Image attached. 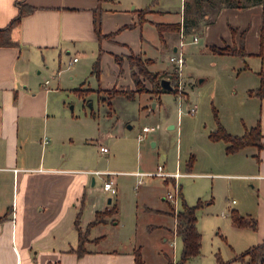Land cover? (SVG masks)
I'll return each instance as SVG.
<instances>
[{
    "label": "crops",
    "instance_id": "1",
    "mask_svg": "<svg viewBox=\"0 0 264 264\" xmlns=\"http://www.w3.org/2000/svg\"><path fill=\"white\" fill-rule=\"evenodd\" d=\"M16 1L21 0H0V27H6L17 15ZM212 1L213 4H205L203 16H198L193 0H180L179 17L172 21L169 9L162 4L164 0H24L34 11L12 27L10 35L17 45L0 47V217H3L0 219V264H136L138 253L143 264H173L175 247L171 242L180 237L176 230L177 216L172 214L171 204L165 198L173 179L159 177L155 182L150 178L153 176L147 175L159 165L167 173L179 171L182 174L178 179L179 206L182 199L187 204L181 178L202 174L208 178L214 175L211 179L233 176L248 183L245 188L234 186L237 200L227 202L222 217L228 222L219 229L224 240L213 254V263L208 264H217L215 257L223 262L244 264L239 259L241 254L253 246L264 245V98L250 95L260 85L258 73L264 72V46H261L259 34L264 2L237 9L223 7L219 0ZM185 17L196 21L186 36L193 34L198 38L196 43L190 44L193 48L189 58L210 57L209 64L215 67L213 71L211 68L213 73L229 68L243 73L246 82L244 105L236 112L241 124L230 126L223 120V127L231 135L242 136L246 130L259 125L261 147L249 145L228 154L225 142L209 139L215 124L201 143L212 156L207 168L216 173L195 172L197 161L191 151L185 162L186 172H181L178 159L171 171L167 159L153 169L141 160L133 164L125 157L116 163L118 167L145 169L115 171L117 175L135 174V192L126 199L125 190L118 187L114 178L115 191L105 192L112 197L98 209L96 201L88 200L93 190L87 183L92 180L93 188L94 170L88 168L90 160L84 155L81 144L84 123L97 120L93 113L85 115V121L66 113L58 118L50 115L49 95L58 90H89L80 96L96 94L105 101L109 90L132 92L136 88L132 73L137 75L138 71L131 57L149 60L148 71L162 74L161 79L169 80L173 87L172 84H177V81L173 83L175 66L169 58L178 50L179 31L166 28L160 33L156 25H180ZM209 46L241 47L246 55L212 54ZM73 58L77 60L68 65ZM185 60L187 62V56ZM95 62L98 71L92 73ZM42 71L49 77L43 79ZM139 80L147 92L136 93L133 99L117 94L110 100L142 98L143 102H150L154 110L162 106V96L166 93L153 94L150 81L141 75ZM204 80L200 79L199 83ZM110 100L106 115L107 119H113V130L121 127L123 121L117 115L113 118L116 113L111 111ZM165 125L170 128L167 123ZM138 134L140 143L145 136L139 140ZM102 142L99 151L105 146ZM151 145L157 146V141H151ZM105 147L107 155L110 149ZM212 203L210 198L206 205ZM125 204L130 205L128 211L137 218L131 236L126 241L122 238L110 244H106L103 232L91 239L87 237L85 252L78 255L75 250L79 236L75 223L89 234L95 228L104 229L109 225L108 215L101 216V223L92 224L96 214L110 209L118 214L120 210L125 211ZM232 212L254 220L255 229L235 226ZM84 213L87 220H84ZM113 225L119 227L118 221ZM139 231L156 243V260L152 263L143 259L141 247L143 243L149 244L138 240ZM166 244L171 247V255L164 251ZM199 258H202L201 252L187 262Z\"/></svg>",
    "mask_w": 264,
    "mask_h": 264
},
{
    "label": "rangeland",
    "instance_id": "2",
    "mask_svg": "<svg viewBox=\"0 0 264 264\" xmlns=\"http://www.w3.org/2000/svg\"><path fill=\"white\" fill-rule=\"evenodd\" d=\"M162 4L169 9V18L172 21L177 20L179 17L180 0H164ZM193 37V34L189 37L186 36L184 41L182 51L185 53L184 57L186 58L187 56V62H185L186 66L184 64L181 69L180 79L174 70V74H177V79L173 80V83L180 80L184 84L183 81H186L182 97L178 93H166L162 96V106L155 110L152 108L150 102H143L142 98L135 99L134 101L126 100L125 98L110 100L112 102L111 111L113 114L114 112L116 113L113 115V118L115 119L117 115L123 121L121 127L111 130L113 119H107L106 112L109 108L106 98L103 101L96 94L88 97L83 96V98L72 90H58L49 95L50 115L52 113L57 118L66 113L84 120L85 115L89 116L93 113V117L97 121L87 119L91 121V124L84 123L82 134L84 140H81L84 155L90 160L88 168L98 173L115 174L114 178L118 187L122 186L125 190L126 199H129L135 192V174L133 176L128 175V173H126L127 175H117L118 172L115 171H144L145 169H140L139 167H132L131 169L118 167L116 163L120 162L123 158L128 157L133 164L141 160L142 164L148 168L156 167V164L163 163L167 159V165L169 169H172L171 171L174 170L175 162L178 159L181 172H186L185 162L188 158V153L191 151L197 161L195 172L216 173V171L207 168L208 162L211 160L209 158L212 156L209 154V151L202 147L201 143L202 140H206L207 133L215 126L214 115H217L222 126L223 120L230 126L235 123L239 127L241 124V120L236 115V112L240 111L244 105L242 99L245 93L246 82L243 73L239 74L238 70H232L231 68L228 71L221 70L220 73H213L211 72V68L213 71L215 67L209 64L211 62L210 57L203 56L199 60L189 58V53L193 48L190 44L196 43L193 42ZM179 42L178 36L177 45H179ZM172 55L175 54L172 53ZM61 68H63V64H61ZM41 77L46 79L49 76L42 71ZM202 78H205L204 82L199 83V80ZM186 93L189 100L186 97ZM192 107H195L193 114L189 112ZM178 110L181 114L180 117L178 116ZM166 118L167 120L165 121ZM166 123L170 128L165 127ZM143 126L152 128L151 133L145 136L142 142L138 143L137 134ZM111 131L112 135L110 137ZM101 141L110 149L107 155L99 151ZM151 141H157V146L153 147ZM123 143H126V145L120 146ZM116 146H120L123 149H119L120 147L116 148ZM94 172L92 175L95 181L93 188L91 187L92 180L87 183L90 186L87 187L93 190L88 194V200L92 199L96 201L94 204L100 209L102 205L107 204L108 199L112 196L102 191V179L106 177L98 176ZM212 177L214 175H210L208 178L202 174L181 178L180 180L187 204L191 206L196 205L198 198L203 202L202 206L196 211L197 228L201 235L200 252L202 258L184 264L213 263V254L218 252L224 240L219 235V229H223L224 223L227 224L228 222L223 219L222 213L226 209L227 202L229 203L232 199L237 200L234 186L238 189L240 186L242 188L248 186L245 179H238L233 176H220V178L216 176L218 178L211 179ZM150 178L155 182L160 180L156 176ZM210 198L213 199V203L206 205V202ZM129 206L125 204V211L120 210L118 214H109L107 216L108 220H110L109 225L104 229L101 227L93 229L90 234H86V237L91 239L103 232L106 237V244L122 238L126 241L133 233V223L137 219L128 211ZM210 208L212 209L210 210ZM181 209L182 205L180 203L179 211ZM172 214L174 215L173 210ZM84 215H86L85 218L83 217L85 220L87 214L84 213ZM113 219L115 220L112 221ZM139 220L141 221V219ZM115 221H118L119 227L113 225ZM137 238L138 240L141 239V241H148L147 243L149 244L146 246L142 242L141 254L143 255V259H146L149 263L155 261L154 247L156 243L154 240H151L141 231L138 232ZM175 239L174 264H178L182 245L181 239ZM137 244L140 245L138 241ZM150 244L154 246H150ZM164 251L169 255L172 253L171 247L168 244L164 246ZM215 259L217 261L216 257Z\"/></svg>",
    "mask_w": 264,
    "mask_h": 264
},
{
    "label": "trees",
    "instance_id": "3",
    "mask_svg": "<svg viewBox=\"0 0 264 264\" xmlns=\"http://www.w3.org/2000/svg\"><path fill=\"white\" fill-rule=\"evenodd\" d=\"M196 7V13L198 16H203L204 14V7L205 4H213L212 0H193ZM221 6L228 7V8H237V9H245L251 6L260 5L264 2V0H219ZM16 6L18 8L17 15L10 21V23L6 27H0V47H10V46H16L17 43L14 42L11 38L10 32L13 26L18 24L22 17L30 12L34 11L33 7L28 6L24 3V0L16 1ZM185 8H188V3L185 2L184 4ZM195 18H188L183 21L184 26V32L189 33L191 30V26L195 24ZM158 31L161 33L166 28H171L175 31H179L180 25H162L157 24L156 25ZM259 34H260V41L261 46H264V15L261 19V24L259 27ZM208 50L212 54H218V55H238V56H245L246 53L243 50V48H236L231 46H223V47H216V46H209ZM260 56H263V53L259 54ZM132 64L136 66V69L138 71V74L136 75L135 72L132 73V76L134 77V82L136 85V88L134 91H123L118 92L115 90H109L107 91L108 97L107 100L109 101L112 99L114 95L121 94L125 96L128 99H133L134 95L136 93H143L147 92L146 88L142 86L139 76L145 77L147 80L150 81L152 84L151 93L158 94V93H173L176 94L177 88L176 84L173 85L172 90H165L160 85V80L163 77L162 74H153L148 71L147 64L149 63V60L142 61L138 58L131 57ZM97 62L94 63L92 73H97ZM258 76L260 78V85L259 87L250 92V95H254L259 98H264V72L260 71L258 73ZM173 78L177 79V75L174 74ZM77 94L83 95L84 93H87L89 90H74ZM110 103V102H108ZM215 114V113H214ZM215 118V124L216 128L214 131L210 132L209 139L211 141H223L227 144L226 146V153L231 154L234 153L246 146L249 145H257L258 147H261L259 144L260 140V131H259V125H257L254 128H251L249 130H246L245 134L242 136H234L229 134L225 128L221 125L219 122L217 115H214ZM192 158H190V163L192 162ZM203 202L200 200L197 201L196 205L194 206H188L184 199H182V210L178 212L177 214V235L180 237L182 242V249L180 253L179 263L178 264H184L186 263L190 258L196 257L200 252V246H201V235L198 232L196 223H197V217H196V211L198 208L202 206ZM116 212V211H115ZM114 211L107 210L104 212H99L96 214L95 220L92 222V224H97L102 222V217L109 215L111 213H115ZM3 217H0L2 219ZM231 219L232 223L237 227H249L252 229H255L256 223L254 220H247L244 217L238 216L236 212L231 213ZM76 229L78 231L79 236V244L78 248L75 250V252L78 255H82L85 252L84 249V243L86 242V234L87 231H81L79 228V225L77 222L75 223ZM239 259L244 262V264H264V245L259 244L256 246H253L246 250L243 254L239 256ZM136 264H143L141 260V256L138 253L135 257ZM217 264H232L231 261L229 262H223L218 257L217 258Z\"/></svg>",
    "mask_w": 264,
    "mask_h": 264
},
{
    "label": "built area",
    "instance_id": "4",
    "mask_svg": "<svg viewBox=\"0 0 264 264\" xmlns=\"http://www.w3.org/2000/svg\"><path fill=\"white\" fill-rule=\"evenodd\" d=\"M186 38V34L184 32V26H183V20L180 23V29H179V45H178V50L176 51L175 55H172L169 59L170 62L173 63L175 66V71L178 74V78L180 79V72L181 69L183 68L185 64V57L184 53L182 51V48L184 47V41ZM198 38L196 36L193 37V42H196ZM77 58H73L72 60L68 61V65H72ZM48 83V81H45V85ZM177 92L180 97L183 94V89H184V84L180 82V80L176 84ZM189 112L193 114L195 112V107L190 108ZM152 128L144 126L141 129V132L138 134V139L142 140L145 136V134L149 131H151ZM100 152L102 154H106L108 152V148L105 146L100 147ZM98 176H105L106 178L103 179L102 182V190L104 192H114V186H115V181H114V176L115 174L113 173H98L94 172ZM149 176H156V177H162V178H172L173 179V184L172 188L166 193L165 198L167 201L171 204L172 210L174 212L175 217L177 216V213L179 212V202L181 199L180 196V185L178 182V179L182 176V174L179 171H175L173 173H167L163 170V167L161 165L157 166L156 170L154 172L147 173ZM176 234V233H175ZM173 248L175 247V242H172ZM174 264V261H173Z\"/></svg>",
    "mask_w": 264,
    "mask_h": 264
},
{
    "label": "water",
    "instance_id": "5",
    "mask_svg": "<svg viewBox=\"0 0 264 264\" xmlns=\"http://www.w3.org/2000/svg\"><path fill=\"white\" fill-rule=\"evenodd\" d=\"M160 85L165 90H169L170 91V90L173 89V87L171 86L169 80H167V79H161L160 80Z\"/></svg>",
    "mask_w": 264,
    "mask_h": 264
}]
</instances>
